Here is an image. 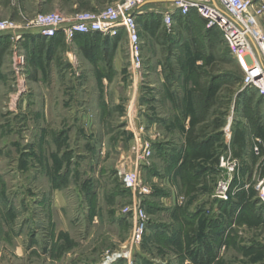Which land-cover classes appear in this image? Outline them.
Instances as JSON below:
<instances>
[{
  "label": "rangeland",
  "instance_id": "obj_1",
  "mask_svg": "<svg viewBox=\"0 0 264 264\" xmlns=\"http://www.w3.org/2000/svg\"><path fill=\"white\" fill-rule=\"evenodd\" d=\"M38 1L1 0L0 19L60 11L55 0H47V11L33 12ZM60 1L69 9L79 1L89 7L92 0ZM124 1L100 0L99 9ZM250 1L264 6V0ZM159 10L166 6L153 7V18H138L139 67L131 61L123 31L100 41L109 56L120 50L115 63L110 59L96 67L81 51L63 52L54 61L46 54L49 73L43 77L39 64L29 65L24 46L30 92L17 109L32 108L10 122L13 134L0 132V264H107V256L122 253L134 223L126 211L133 196L121 173L136 168L137 149L147 142H152V155L142 179L151 194L142 206L148 229L131 262L122 257L108 264H264V203L256 189L264 159L239 160L232 183L250 185L246 202L253 203L256 217L234 216V206L221 203L238 198L217 197L222 178L210 163H205L211 171L201 177L199 192L187 197L177 167L182 124L163 79L168 85L170 76L181 74L183 81L186 71L192 72L201 94L182 88L180 113L185 114L189 100L194 116H207V123L198 126L204 134L214 135L220 125L231 126L233 134L238 128L250 134L264 122V98L252 90L246 100L239 99L242 73L221 34L211 37L203 20L188 17H175L170 32ZM36 58L38 63L44 57ZM36 88L43 93L36 95ZM9 94L7 114L12 113ZM41 106L44 119L36 117ZM221 144L222 154L234 156L232 139L226 146L221 138Z\"/></svg>",
  "mask_w": 264,
  "mask_h": 264
},
{
  "label": "built area",
  "instance_id": "obj_2",
  "mask_svg": "<svg viewBox=\"0 0 264 264\" xmlns=\"http://www.w3.org/2000/svg\"><path fill=\"white\" fill-rule=\"evenodd\" d=\"M147 1L149 0H126L98 12L82 11L70 16L60 11L38 13L33 17L20 12L19 20L0 19V35H9L11 39L9 110L16 111L19 101L30 92L28 55L24 48L27 34L33 33L43 39H52L59 32H63L67 42L71 43L77 34L98 33L104 37H116L125 31L131 61L139 67L141 42L138 17L140 9L147 6L144 5ZM163 6H166V11L159 10V13L170 32L175 25L176 15L187 18L192 12L205 22L206 29H217L242 73L241 92L248 94L247 92L253 90L264 98V6L256 7L250 0H173ZM72 59L70 63L75 64V59ZM232 135V128L228 125L225 129L228 143ZM254 141L253 153L264 159V141L259 137H255ZM151 146L152 142H147L139 149L135 148L138 151L136 168L121 173L123 186L133 196V204L126 211L131 213L134 226L127 247L122 253L107 256V264L122 257L131 262L132 253L140 249L148 229V215L142 205L145 196L151 194V187L143 182L142 168L148 164L152 155ZM219 167L227 170L228 179L222 178L219 182L217 197L228 201L239 160L231 152L222 154ZM245 187L249 188L250 185L247 183ZM256 189L259 199L264 203V176L259 180Z\"/></svg>",
  "mask_w": 264,
  "mask_h": 264
},
{
  "label": "crops",
  "instance_id": "obj_3",
  "mask_svg": "<svg viewBox=\"0 0 264 264\" xmlns=\"http://www.w3.org/2000/svg\"><path fill=\"white\" fill-rule=\"evenodd\" d=\"M0 2H1V0H0ZM46 2H47V0L38 1L35 4V6L33 7L34 9L32 11L33 12L40 11V10L47 11V9H45V7H44V3H46ZM100 4H101L100 0H92L91 4L89 5V7L87 6L88 7L87 8L85 5H83V1H79L78 3H74L72 5V7L69 8L71 10H69L68 8H66L63 5V3L60 0H55L54 1V6H55L54 8L59 9L61 12L65 13V14H67V13L74 14V13L80 12V11L98 12V11H100V9H99ZM163 5L164 4H150V5L143 7L139 11L140 13H139L138 18L140 19V17H146V16L148 17L147 19H150V17L153 18V15H150L151 11H153V7H159V6L163 7ZM20 9H18V10L20 11ZM24 12H26V11L24 10ZM17 13H18V11H17ZM195 14L196 13L192 12L191 15H195ZM175 17H179V15H176ZM197 17H198V15H197ZM9 18H12V16H9ZM14 18L19 19V16L14 17ZM123 32L125 33V31H123ZM62 33L63 32H61L57 37H55L53 39H45V38L43 39V38L39 37L37 34H33V33L27 34V38H26V41L24 42V46L26 47L27 52L29 54V65L30 66H36V65L38 66V64H39L41 67L40 70H39V68H37V67L36 68H37V72L42 74V77H43V74L47 75L49 73V69L47 68V63H46L48 61L46 60V57H45L46 54L48 55L49 59H52V61H54V59L58 58L61 54H63V52L64 53L67 52V54H70V52H73V53L79 52L80 53V51H81L82 56L85 57L87 60L91 61L96 67H99L98 64L102 61L112 59L115 63L120 58L119 57V55H120L119 51L120 50L118 51V49H115L114 54H111L110 56L107 55L105 53V51L102 53H99V55L91 54L88 56V55H86V53L84 52V50L80 46L78 40L74 39L73 40L74 43L73 42L68 43L67 40L65 39V35ZM98 37L100 38V40H102L104 38L102 35H99ZM76 44H78V45H76ZM64 48H65V50H64ZM36 55H37V57L41 56L42 58L43 57L44 58L41 59L40 62L38 61V63H36L35 60H38L36 58ZM10 67H11V39H10L9 35L1 34L0 35V132L4 136L7 133H10V134L14 133L13 128L9 129L10 122L12 120L14 122L16 116H18L20 113L25 114L26 110L29 111L32 108V106L30 104H28V105L22 106V108L16 109V111H12V113L10 112V114H7V112H4V110H6L5 109L6 99H7L9 92L11 91L12 74H11ZM113 67L115 69V67H116L115 64ZM237 67H239V66L237 65ZM239 70H240V68H239ZM186 72H187L186 73L187 78L185 77L183 81H181V79H180L181 74L176 75L175 77L170 76L171 81L169 80L168 85H166V81L163 79V84L165 83L163 86L169 92V94L171 96V100L174 101V103H173L174 110L176 108L175 115L178 116L177 118L179 119V122H181V124H182L181 126L183 129V142H182L183 146H181V158H180L178 166H177L178 168L181 165L184 156L186 155L185 154L186 140H187L188 134L191 130L193 131L194 136L199 135V134L201 135L200 140H205L209 136L213 135L212 133L211 134H204V129H205L204 127L199 130L198 126H202L205 123H207V118H206L207 116L206 117H203L202 115L199 117L194 116L193 110L189 109V108H193L192 105H189L190 104L189 100H188L187 106L185 108V110H187L185 112V114L181 115V113H180L181 103L179 102V100H180L179 95H180V92L182 91V88H184V91H186L189 94L190 93L192 94V92H194V89H197V82L196 83L193 82V80H195V79L191 75L192 72L191 71H186ZM190 72H191V74H190ZM32 76H34V75H32ZM161 76H163V75L161 74ZM38 92L43 93V88H40V90H37V88H36L35 94ZM197 92L199 94H201V90H198ZM36 95H38V94H36ZM38 116L41 119H44V106L40 107L39 112L36 114V117H38ZM16 119L17 120H15V121L19 120L18 118H16ZM15 124H17V123L15 122ZM258 126H262V128L264 130V122H263V124H261V122H260V123H258V125L256 124L255 126H253L254 128H253V130H251L250 134H248L246 132V134H247V145L243 151L239 152V155H237V156H236L235 152L239 150L238 145L237 146L233 145L234 150H235L234 151V157L237 158L238 160L241 161L243 158H247V157H252V159H254V160L256 158L258 159V157L255 156V154L253 153V146L255 144L254 138L259 137L264 141V131H261V133H259ZM220 128H218L214 134H217L219 131H221L220 134L222 136V139L225 138V144H226V146H228L230 143L227 142L228 139L225 136V129L226 128H224L223 126H221ZM262 134H263V136H262ZM159 140L160 141H158V144L163 143L161 141V139H159ZM218 145H221V141H217L215 143L214 150H212V153L216 152V155L220 154V156H221L222 153L220 152V150H219L220 146H218ZM236 147H237V149H236ZM198 162H200V164L202 166H205V163H210L211 166L209 168L214 167L216 169L215 172L218 173V175L220 176V179L225 178V173L219 167V162H218V164H214L211 160L198 161ZM207 171L209 172L211 170H207ZM246 184L247 183L245 182L244 183V192L246 193V197L248 198L249 193L247 190L248 188L245 187ZM198 192H196V193H198ZM184 193H185V190H184ZM196 193H194V194H196ZM194 194H192V195H194ZM192 195H189L187 197H190ZM234 195L237 196L236 191L234 192ZM246 197H245V201H244L245 203L247 201ZM234 201H236V200H234ZM221 203H223V202H221ZM247 203H252V202H247ZM240 210L241 209L239 208L233 215L239 216Z\"/></svg>",
  "mask_w": 264,
  "mask_h": 264
},
{
  "label": "trees",
  "instance_id": "obj_4",
  "mask_svg": "<svg viewBox=\"0 0 264 264\" xmlns=\"http://www.w3.org/2000/svg\"><path fill=\"white\" fill-rule=\"evenodd\" d=\"M188 18H194L195 20H202L197 15H191L188 16ZM153 23V22H152ZM154 25V24H152ZM211 37L219 36L220 33L217 29H211L209 30ZM59 32L56 37L60 34ZM63 34V33H62ZM101 34H93V35H85V34H77L75 36V39L78 40L80 46L86 53V55L91 54H97L104 52L103 49H107L106 46L103 47L101 44V40L98 37ZM61 36V35H60ZM63 37V36H62ZM55 38V37H54ZM53 39V38H52ZM108 40V39H107ZM244 93V92H243ZM240 94L239 99H245L246 100V93ZM215 95V94H214ZM214 95L211 97L213 98ZM208 100V99H207ZM258 125V124H257ZM222 125H220L221 127ZM259 133L261 131H264L262 126H258ZM263 136V134H262ZM201 135H193V131L191 130L188 134V138L186 140V150H185V156L182 160L181 165L178 168V172H180V176L182 179L183 188L185 190L186 196L192 195L199 191V182L201 181V177L206 173V167L202 166L200 162L198 161H208L211 160L214 164H218L220 154L216 155L215 153H212V150H214L215 143L217 141H221V134H214L212 136H209L205 140H200ZM232 144L237 146L238 145V151L235 152L236 156L239 155L240 151H243L244 148L247 145V134L246 131L242 128L235 129L234 135L232 137ZM222 145V144H221ZM232 186V197H233V187H235L237 190V197L238 202L236 203L234 200H230L227 203H222L224 206H229L232 204L234 206L232 208V213L234 214L239 208L240 215L250 214V216H257L256 210L254 209V206L252 203H245V197L246 193L244 192V184H239ZM233 199V198H232ZM187 219V218H186ZM211 262H205L204 264H210Z\"/></svg>",
  "mask_w": 264,
  "mask_h": 264
},
{
  "label": "water",
  "instance_id": "obj_5",
  "mask_svg": "<svg viewBox=\"0 0 264 264\" xmlns=\"http://www.w3.org/2000/svg\"><path fill=\"white\" fill-rule=\"evenodd\" d=\"M173 0H149L144 5H150V4H165V3H171ZM225 173V180L228 179V173L226 169H221Z\"/></svg>",
  "mask_w": 264,
  "mask_h": 264
}]
</instances>
